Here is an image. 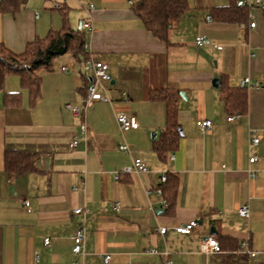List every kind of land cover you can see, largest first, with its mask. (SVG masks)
Returning <instances> with one entry per match:
<instances>
[{
  "label": "crops",
  "instance_id": "obj_1",
  "mask_svg": "<svg viewBox=\"0 0 264 264\" xmlns=\"http://www.w3.org/2000/svg\"><path fill=\"white\" fill-rule=\"evenodd\" d=\"M235 1L188 0L169 44L145 28L127 0L65 1L72 29L80 30L86 20L94 26L92 33L84 30L87 53L109 65L111 102H94L81 117L65 109L85 98L90 77L82 68L85 61L71 53L39 71L41 94L33 105L20 78H7L0 91V264H264V12L250 10L256 27L244 32L236 30L239 22L211 16L212 8ZM64 23V14L48 0H42L41 12L27 4L16 15L0 14V43L22 53ZM199 35L216 45L196 46ZM215 78L231 88L241 87L244 78L258 84L246 90L243 115L227 112ZM160 89L176 92L183 133L178 148L163 156L154 143L166 128L167 104L151 98ZM6 94L18 97L7 104ZM118 115L135 116L139 127L122 132ZM200 120H211L212 128L198 127ZM83 121L87 140L71 149ZM254 131L258 145L250 143ZM123 144L128 152L120 150ZM7 149L39 153V171L9 178ZM254 155L258 160L250 163ZM136 158L147 173H121L116 180L115 172ZM164 174L170 179L169 207L156 191ZM243 206L250 210L248 218L239 214ZM78 207L89 209L85 218L73 212ZM192 220L197 221L192 234L175 231ZM82 223L85 254L78 256L72 236ZM160 228H167L165 236ZM208 236L222 241L221 253L200 251ZM242 243L257 259L241 252Z\"/></svg>",
  "mask_w": 264,
  "mask_h": 264
},
{
  "label": "trees",
  "instance_id": "obj_2",
  "mask_svg": "<svg viewBox=\"0 0 264 264\" xmlns=\"http://www.w3.org/2000/svg\"><path fill=\"white\" fill-rule=\"evenodd\" d=\"M29 0H0V14L16 15L28 4ZM65 3L61 9L64 14V27L60 31H53L47 37L27 44L22 53H15L0 43V91L4 90L6 80L10 76L20 78L23 89L29 91L32 105L41 94L42 80L39 71L49 70L57 57L71 53L79 63L89 59L87 53V38L84 29L74 30L70 27ZM134 14L142 21L145 28L162 43L169 44L170 30L178 19L189 10L188 0H136L131 6ZM250 9L240 6L239 0L226 7H215L211 16L224 22H246ZM89 84V83H88ZM222 99L229 114L243 115L247 107V88H231L220 80ZM88 86V85H87ZM86 86V91H87ZM86 96V95H85ZM18 95L6 94V103ZM151 98L161 100L167 104V125L160 138L154 143V150L160 156L174 152L180 142L178 122L177 94L174 91L160 89L151 93ZM39 153L30 150L7 149L4 152V170L9 178L27 173L38 172L36 162ZM170 179L160 184L162 196L167 207L170 198L167 189ZM222 246V241L219 240ZM235 246V245H233ZM236 249L239 246L233 247ZM223 249V248H222Z\"/></svg>",
  "mask_w": 264,
  "mask_h": 264
},
{
  "label": "built area",
  "instance_id": "obj_3",
  "mask_svg": "<svg viewBox=\"0 0 264 264\" xmlns=\"http://www.w3.org/2000/svg\"><path fill=\"white\" fill-rule=\"evenodd\" d=\"M51 4V9L59 11L62 9L63 4L65 3L66 0H48ZM77 1V0H75ZM128 3L132 6L136 0H127ZM240 6L243 8L247 9H259L264 12V0H239ZM90 9L93 10L94 6L90 5ZM39 17V14L36 13V18ZM248 23H239L237 25V31L244 32L247 29H254L256 27V23L254 21V16L253 14L249 13L248 17ZM208 21H211V17H207ZM82 29L86 30L89 33H92L94 31V26L90 20H86L82 23ZM195 45L198 47H203V46H211V45H216L215 42L208 38L207 36L204 35H199L195 39ZM217 48L221 50L223 47L221 45H217ZM82 68L90 74L89 77V84L87 86V91H86V96L85 98L78 104L74 103H66L65 104V109L68 110L74 117H81L84 110L94 102H111L110 97L106 93V85H109L112 81V77L109 72V65L100 59H95L93 57H90L88 60H86ZM241 87H254L257 86V83H252L249 78H244L240 82ZM229 121L234 120V117H230L228 119ZM117 121L119 123L120 130L122 132H127L131 129H136L139 127V123L136 119L135 116L133 115H118ZM212 121L211 120H200L197 121V126L204 129L208 130L212 128ZM257 132L254 131L252 132L251 138H250V143L251 145H258L261 140L256 134ZM87 134H88V126L85 121H83L80 124V134L76 135L72 138V140L69 143V148L75 149L77 148L81 143L86 142L87 140ZM120 150L123 152H128L129 147L127 144H123L120 146ZM171 159H174V156L171 157ZM258 160L257 156H251L250 157V163H255ZM121 173H126V174H131V173H136V174H145L147 173V167L145 162L140 159L136 158L132 162L131 165L125 167L122 172H115L114 178L116 180H119ZM255 175V174H254ZM167 181V176L164 174L161 177V184L165 183ZM157 193L159 195H162V189L161 187L157 188ZM165 204V201H163ZM26 206H29V202H25ZM115 209L120 210V206L118 203L115 204ZM77 215H81L84 218L89 212V209L87 207H78L75 208L73 211ZM239 214L244 217H249L250 216V210L247 206H243L239 209ZM197 227V221L192 220L188 223L182 224L178 227L175 228V231L179 234H184V235H189L192 234L195 228ZM167 228H160L159 233L162 236H165L167 234ZM73 240V254L78 255V256H84L85 254V245H86V229L83 225V223L77 228V230L74 232L72 236ZM50 239L46 238L45 239V244L49 245ZM247 244L242 243L240 246L241 252H245L250 256L252 259H257L258 254L257 252L253 251H244L246 248ZM200 251L206 255L210 254H218L222 252V248L219 244V241L215 236H208L200 246ZM152 253H158L157 250H152ZM111 256L106 255L104 258V261L108 263L110 261ZM168 264L171 262L168 261ZM73 264H79V262H74Z\"/></svg>",
  "mask_w": 264,
  "mask_h": 264
},
{
  "label": "rangeland",
  "instance_id": "obj_4",
  "mask_svg": "<svg viewBox=\"0 0 264 264\" xmlns=\"http://www.w3.org/2000/svg\"><path fill=\"white\" fill-rule=\"evenodd\" d=\"M28 6L36 7L40 12L42 11V0H29Z\"/></svg>",
  "mask_w": 264,
  "mask_h": 264
},
{
  "label": "water",
  "instance_id": "obj_5",
  "mask_svg": "<svg viewBox=\"0 0 264 264\" xmlns=\"http://www.w3.org/2000/svg\"><path fill=\"white\" fill-rule=\"evenodd\" d=\"M79 29H82V22H80V24H79ZM212 84L214 87H218L219 86V79L215 78L213 80ZM181 95L184 97V93H181ZM180 132H181V134H183L181 129H180ZM156 211H161V210H156ZM211 233L215 234V231L213 230Z\"/></svg>",
  "mask_w": 264,
  "mask_h": 264
}]
</instances>
